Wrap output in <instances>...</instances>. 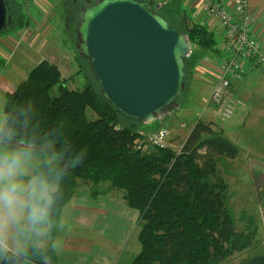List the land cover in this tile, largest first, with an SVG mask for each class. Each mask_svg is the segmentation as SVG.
Returning <instances> with one entry per match:
<instances>
[{
    "label": "trees",
    "instance_id": "1",
    "mask_svg": "<svg viewBox=\"0 0 264 264\" xmlns=\"http://www.w3.org/2000/svg\"><path fill=\"white\" fill-rule=\"evenodd\" d=\"M8 1L14 12L19 10L15 25L23 28L28 21L26 13L20 11L16 0ZM183 1L167 2L159 13L181 32L184 17L188 20L191 31L186 36L193 57L189 66L184 60V72L190 77L200 63L199 51H216V40L207 25L190 16ZM168 11L172 16L165 15ZM79 57L75 55V59ZM73 78L63 79L56 65L41 61L4 97L3 129L11 139L51 151L34 169L54 188L51 235L61 209L78 189L84 188L96 198L104 193L98 191L99 185L106 183L127 207L138 212L140 249L129 264H221L251 248L256 230L250 227V219L245 230H236L228 185L214 176L215 161L210 153L213 149L234 158L236 145L200 121L178 150L167 144L163 148L149 145L146 136L135 129L138 123L103 99L93 74L85 76L81 89L66 87ZM208 106L214 114L215 108ZM88 111L93 117L87 116ZM123 118L132 124L124 125ZM139 143L142 145L137 148ZM54 257L52 249L31 247L21 253L5 252L0 264H48ZM240 264H264V253Z\"/></svg>",
    "mask_w": 264,
    "mask_h": 264
},
{
    "label": "rangeland",
    "instance_id": "2",
    "mask_svg": "<svg viewBox=\"0 0 264 264\" xmlns=\"http://www.w3.org/2000/svg\"><path fill=\"white\" fill-rule=\"evenodd\" d=\"M76 1L79 4L78 2L83 3L85 0ZM137 1L146 3L152 11H158L157 13H159V9L172 0H154V2L152 0ZM36 3V6L35 3L31 5L28 14L25 15L28 20L27 25L21 29L15 25V19L19 14V10L16 9V12H14L15 7L11 6L13 12L11 28L0 32V50L7 52L4 47L7 50L9 49V52H7L8 55H2L0 53V75L5 70L8 71L9 68L18 66L20 69L14 68L18 69L15 80H25L32 70L31 67L36 66L35 64L39 59L41 61H47L48 59L49 63L59 67L63 79L69 76L74 77L66 83L67 88L81 89L85 84V76L87 75L89 77L93 74L89 59L80 52L79 48L81 41L77 28L80 25L81 15L79 13L82 12V8L81 11L74 9L72 0H40ZM19 7L21 8L20 11H27L24 5ZM71 7H73L72 11ZM165 15L172 16V13L168 11ZM240 20V18L236 19L237 22ZM248 29L252 31V27L249 26ZM215 40L218 42L220 38L215 35ZM10 41H12L11 45ZM215 50L214 52L219 51L216 47ZM190 51L189 55L185 58L188 62L187 66H189V61L193 57L191 56L192 48ZM76 54L80 56V59H75ZM205 54H207V51H199L201 60L195 66L194 75L190 77L187 74L185 75L183 88L177 97V109L169 115L155 121L145 124L138 123L135 129L140 131L143 137L153 135L158 130L165 129L168 132L165 138L167 147L178 150L195 123L200 121L208 124L215 134L222 132L226 139L236 145L238 154L234 158L213 149H211L210 153L213 155V160L215 161L214 176L217 175L228 185V191L231 195V210L235 218L236 230H245L246 225L249 224L248 219L251 220L250 227L256 230V240L250 249L241 253H235L228 260L221 263L240 264L247 258L264 253V104H262L264 103V92L262 93L261 91H264V75L261 69H257L256 72L246 75L242 83L235 84L236 91L235 94L233 93L234 98L239 99L238 93L242 94L244 92L242 101L244 105L238 106L237 112L231 118L223 120L217 115L212 114L213 109L211 106L206 107V101L211 95V87L215 83V79L211 75H209L210 79H207V71L209 69L206 67ZM220 54L215 56L208 53V55L215 57V60L218 57L216 61L217 68H220L222 66L221 63L229 58V55L223 52ZM23 56L27 57L28 60L21 66ZM239 61L241 64L244 63L243 60ZM248 64L252 68L254 67L249 61L245 65ZM209 66L213 67V65ZM199 67L205 69L204 74L197 72ZM252 68H248V70ZM80 69L83 71L82 73L79 71ZM246 71L242 75V78L247 73ZM259 73L261 74L260 76L257 75ZM225 79L228 81V86L230 85L226 92L228 91V98L234 103L235 112L237 102L233 99L230 89L233 80H238L239 77L234 79L232 75H229ZM96 84L99 90L97 81ZM238 87L240 91L237 90ZM256 91H258L259 98L256 95ZM6 94L7 92L4 94V97ZM52 94L56 95L55 89L52 90ZM223 94L224 90L221 95ZM212 105L215 109L219 110L215 103ZM248 107L251 111L247 114L246 109ZM224 108L225 106L222 107V109ZM243 112L246 115H243ZM87 116L93 117L89 111ZM122 122L124 125L132 124L131 121L124 118ZM0 125L3 126V106H0ZM3 131L5 130L3 129ZM5 133L8 134L7 131ZM9 144L12 148L25 147L13 141L11 138ZM30 149L33 153V169H35L38 163L51 156L50 149L44 147H30ZM201 154H204V151H201ZM102 185L108 187L106 183ZM100 196L102 197V195ZM91 235L90 232L89 236ZM9 236L8 245H19L18 240L21 238L25 240H27L26 238H31L33 241V238H52L50 227H48L44 237L36 234L17 237L14 230L10 232Z\"/></svg>",
    "mask_w": 264,
    "mask_h": 264
},
{
    "label": "water",
    "instance_id": "3",
    "mask_svg": "<svg viewBox=\"0 0 264 264\" xmlns=\"http://www.w3.org/2000/svg\"><path fill=\"white\" fill-rule=\"evenodd\" d=\"M12 18L9 1L0 0V32L11 28ZM183 24L181 32L137 0H101L83 11L80 52L103 99L118 113L145 124L177 109L192 48L185 17Z\"/></svg>",
    "mask_w": 264,
    "mask_h": 264
},
{
    "label": "crops",
    "instance_id": "4",
    "mask_svg": "<svg viewBox=\"0 0 264 264\" xmlns=\"http://www.w3.org/2000/svg\"><path fill=\"white\" fill-rule=\"evenodd\" d=\"M245 2L248 11L253 18L251 25L252 31L257 36L258 41H260L264 52V0H245ZM232 3L233 0H227V5L231 6ZM182 4L190 10V16L192 18H196L200 23L207 25L208 30L220 38L215 46L219 51L207 52L204 57L207 63L206 67L209 65L216 66L218 57L215 60V57L208 55V53L215 56L219 55L221 52L227 55L229 54L226 42L222 40L221 29L215 22L206 21V19L202 17L200 11L197 9L198 4H196V2H193L192 0H184ZM41 14L43 15V13ZM46 17L50 18L48 16ZM11 43L12 41H10V45ZM4 49L9 52V49L7 50L5 47ZM7 52L0 50L2 55H8ZM27 60L28 58L23 56V61L20 65L23 66ZM40 61L41 59H39L35 65ZM47 61L49 62L48 59ZM34 67L35 66L31 67V69ZM248 67L249 65L246 69L247 73H245L243 78L233 80V83L231 84L230 93L232 94L233 99L237 102L234 114L237 112L236 110H238V106L244 105L242 102L244 92L242 94L238 93L239 99L234 98L236 91L235 84L242 83V81L245 80L246 75L256 72L257 69H261L264 75L263 66H257L256 68L253 67L250 70H248ZM14 68L20 69L18 66H13L0 75L1 107L4 104V94L6 92L11 93L14 91L16 86L24 80H15V75L18 69ZM204 71L205 69H202L201 67L197 69L199 74H204ZM257 75L260 76L261 74L259 73ZM237 90L240 91L239 87ZM261 91L262 93L264 92L263 90ZM256 92V95L259 98L258 91ZM239 102H241V104H239ZM250 111L251 109L248 107L246 113L248 114ZM246 113L243 112V115H246ZM99 190L104 192L101 194L102 197L99 195L96 198H93L89 195L86 189H78L70 201L61 209L59 220L56 224V230L54 234L51 235L52 238H33L34 241L31 240V238H26L27 240L21 238L18 240L19 245H9L8 251L21 253L31 247H36L40 250L52 249L55 255L54 261H47L48 264L131 263L140 249L136 235L138 212L135 209L127 207L119 199L118 193L116 192V194L109 190L106 185L100 184ZM90 232L92 234L91 236H89ZM42 236L44 237V235ZM4 254L5 252L0 254V259Z\"/></svg>",
    "mask_w": 264,
    "mask_h": 264
},
{
    "label": "clouds",
    "instance_id": "5",
    "mask_svg": "<svg viewBox=\"0 0 264 264\" xmlns=\"http://www.w3.org/2000/svg\"><path fill=\"white\" fill-rule=\"evenodd\" d=\"M10 135L0 125V254L9 250V234L44 235L51 224L54 189L33 169L32 150L10 147Z\"/></svg>",
    "mask_w": 264,
    "mask_h": 264
},
{
    "label": "built area",
    "instance_id": "6",
    "mask_svg": "<svg viewBox=\"0 0 264 264\" xmlns=\"http://www.w3.org/2000/svg\"><path fill=\"white\" fill-rule=\"evenodd\" d=\"M16 1L27 8L25 13L28 14L31 5L35 3L36 6V2L39 0ZM192 1L198 4V11L206 21L215 22L221 29L222 40L226 42L229 52V58L221 63L220 68H217V65L208 66L209 70L207 71V79H210L209 75H211L214 77L215 83L212 84L211 95L206 104L212 105L215 103L219 110L214 109V114L225 120L230 118L234 112V103L228 98V91L226 92L230 85L228 86L225 77L232 75L234 79L236 77L241 78L248 65V68H252L250 64L245 65L247 61L251 62L254 67L264 66V52L253 31L248 29L249 26L251 27L253 18L248 11L245 0H233L231 6L227 5V0ZM237 18L241 20L237 22ZM239 60H243L244 63L241 64ZM223 90L224 94L221 95ZM223 106H225L224 109H222ZM167 135L168 132L161 129L154 135L146 136V142L149 145L163 148L166 145L165 138ZM141 145L142 143H139L137 148H140Z\"/></svg>",
    "mask_w": 264,
    "mask_h": 264
},
{
    "label": "flooded vegetation",
    "instance_id": "7",
    "mask_svg": "<svg viewBox=\"0 0 264 264\" xmlns=\"http://www.w3.org/2000/svg\"><path fill=\"white\" fill-rule=\"evenodd\" d=\"M72 2H73V5H74V9H76L78 11H81V8H82V12L79 13L81 15L83 13V11H85L86 9L92 7L93 5H95L96 3H98L99 1H95V0H85L83 3L78 2L79 4H77V1L76 0H72ZM75 4H76V6H75ZM72 10H73V7H71V11Z\"/></svg>",
    "mask_w": 264,
    "mask_h": 264
}]
</instances>
